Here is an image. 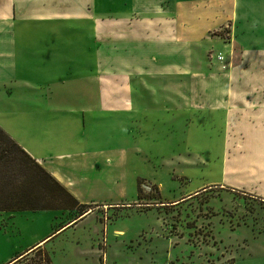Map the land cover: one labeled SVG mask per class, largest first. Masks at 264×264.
Instances as JSON below:
<instances>
[{
	"label": "crops",
	"instance_id": "obj_1",
	"mask_svg": "<svg viewBox=\"0 0 264 264\" xmlns=\"http://www.w3.org/2000/svg\"><path fill=\"white\" fill-rule=\"evenodd\" d=\"M203 118L231 147L218 186L264 202V0H0V128L91 207L80 219L124 203L149 119L187 139ZM250 225L258 243L226 264H264V216Z\"/></svg>",
	"mask_w": 264,
	"mask_h": 264
},
{
	"label": "rangeland",
	"instance_id": "obj_2",
	"mask_svg": "<svg viewBox=\"0 0 264 264\" xmlns=\"http://www.w3.org/2000/svg\"><path fill=\"white\" fill-rule=\"evenodd\" d=\"M199 122L202 126L190 129L187 139L156 134L150 119L146 122L145 139L141 137L145 152L131 155L124 167V203L94 210L57 231L65 217L55 213L58 210H1L0 264L32 245L40 249L14 264H47L45 257L50 264H226L230 257L220 258L224 249L243 255L244 244L250 249L258 243L250 223L264 216V202L218 186L220 166L231 147L213 133L215 128L205 131L204 118ZM118 135L113 145L121 143ZM254 171L257 178L263 174L259 167ZM201 183L203 189L187 196ZM113 191L116 198V188ZM242 223L248 226L232 232Z\"/></svg>",
	"mask_w": 264,
	"mask_h": 264
},
{
	"label": "trees",
	"instance_id": "obj_3",
	"mask_svg": "<svg viewBox=\"0 0 264 264\" xmlns=\"http://www.w3.org/2000/svg\"><path fill=\"white\" fill-rule=\"evenodd\" d=\"M136 190V195L140 198V178L136 180ZM89 208L91 207L87 204L79 203L45 168L0 128V211L75 210L74 220L69 224L73 225ZM64 226L55 228L54 231ZM34 246L15 256L8 263L14 264L26 254L40 249V246ZM45 260L50 264L48 257H45Z\"/></svg>",
	"mask_w": 264,
	"mask_h": 264
},
{
	"label": "built area",
	"instance_id": "obj_4",
	"mask_svg": "<svg viewBox=\"0 0 264 264\" xmlns=\"http://www.w3.org/2000/svg\"><path fill=\"white\" fill-rule=\"evenodd\" d=\"M217 60H220V61H223L224 60V56L221 54V53H217V54H215V56H214ZM229 59H231L230 58V56L228 57ZM230 65V60L228 61V62H224L223 61V63H222V65H221V68H225V67H228Z\"/></svg>",
	"mask_w": 264,
	"mask_h": 264
}]
</instances>
